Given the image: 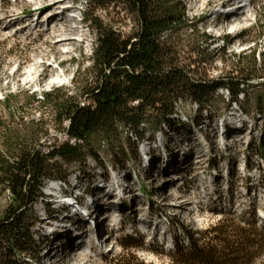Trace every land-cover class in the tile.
<instances>
[{
    "label": "rangeland",
    "instance_id": "374dc122",
    "mask_svg": "<svg viewBox=\"0 0 264 264\" xmlns=\"http://www.w3.org/2000/svg\"><path fill=\"white\" fill-rule=\"evenodd\" d=\"M32 1L0 0V146L9 131L12 135L21 131L25 136L36 132L39 147L47 152L70 138L55 121L50 103H38L32 96L38 95L45 102L43 95L55 88L78 96L81 84L96 80L92 72L96 31L84 17L92 10L89 1L62 0V9L63 1L75 8L74 17L64 16L81 35H74L77 40L69 46L70 52H65L68 46L56 50L44 29L57 22H47L49 6L26 14L34 8ZM228 1L201 8L194 0H181L187 9L186 24L179 32L185 45L180 46L182 58L187 56L188 42L196 30L217 40L209 50L210 62L197 65L199 76L208 79L236 76L233 69L241 53L248 62L252 50L264 52V35L260 36L264 0L248 4L251 20L234 31L228 27L239 19L226 13L242 0ZM118 11L120 7L108 12L99 9L97 14L105 21L110 16L117 28L129 34L134 21L124 11L117 15ZM31 21L35 23L29 25ZM245 30L247 34L241 36ZM223 47L225 57L220 53ZM35 62H40L39 67L30 77L26 71ZM260 72L264 74L263 69ZM56 74L62 81L51 83ZM231 98L227 89H221L203 110L195 103L179 102L173 116L178 125L173 130L147 123L141 140L127 129H121L114 142L94 136L81 160H60V174L68 177L46 180L44 197L28 214L34 250L40 254L23 255L21 264H114L127 251L125 245L148 264H172L179 255L177 242L184 249L189 246L180 224L198 235L231 218L244 228L254 224L259 244L264 245V79L246 86L232 105ZM81 103L91 101L82 97ZM214 185L215 192L211 188ZM65 193H74L81 200L62 201ZM13 204V196L0 188V220L8 216ZM92 204L95 208L86 219L87 206ZM107 206L115 208L118 212L112 211V215L123 222L105 219L109 251L99 247L88 254L89 248H83L95 242L97 227L92 226L93 221L98 222ZM130 238L136 242L142 239L143 246L130 248ZM242 264H264V252Z\"/></svg>",
    "mask_w": 264,
    "mask_h": 264
},
{
    "label": "trees",
    "instance_id": "16d2710c",
    "mask_svg": "<svg viewBox=\"0 0 264 264\" xmlns=\"http://www.w3.org/2000/svg\"><path fill=\"white\" fill-rule=\"evenodd\" d=\"M87 1L92 10H87L84 17L96 31L92 57L96 80L81 84L78 96L62 92L61 88L43 95L45 102L38 95L32 96L38 103H50L55 121L63 126L70 140L43 152L36 132L25 136L21 131L15 135L9 131L0 146V188L9 190L14 202L8 216L0 220V264H21L23 255L40 254L34 250L28 214L44 197L42 190L46 180L68 177L60 174L59 161L81 160L92 137L103 136L114 142L121 129H127L141 140L147 123L154 124L157 129L165 125L173 130L178 125L173 116L179 102H192L203 110L219 90L227 89L232 105L246 86L255 79H264L260 72L264 70V52L257 49L252 50L248 62L244 61V53L239 55V63L233 69L236 76L218 80L199 76L197 65L210 62L209 50L217 40L196 30L194 38L188 40L187 56L182 58L180 46L184 44L179 32L186 24L187 9L181 0ZM119 7L121 13L124 11L134 21L129 34L117 28L110 16V20L105 21L97 14L99 9L108 12L110 8ZM260 33L263 36L264 29ZM246 34L245 30L241 36ZM220 53L225 57L226 48H221ZM82 97L91 103H81ZM261 144L264 151V138ZM92 155L98 158L95 153ZM253 225L244 228L234 218L225 219L195 235L180 224L189 246L184 249L177 242L179 255L173 258L172 264L251 262L264 252ZM130 239L133 241L130 248L143 246L142 239L139 242ZM124 247L127 251L116 258L114 264H148L139 260L128 246Z\"/></svg>",
    "mask_w": 264,
    "mask_h": 264
},
{
    "label": "bare ground",
    "instance_id": "6f19581e",
    "mask_svg": "<svg viewBox=\"0 0 264 264\" xmlns=\"http://www.w3.org/2000/svg\"><path fill=\"white\" fill-rule=\"evenodd\" d=\"M61 1L62 0H54L53 2L50 3H46L44 0H33V4H34V8L27 10L25 13L26 14H31L34 11H40L43 10L45 8H47L49 6L50 9L47 10L51 11L50 12V17H48L47 22H57L56 25H54L53 27H50V24L48 25V27L46 29H44V32H46L47 34H49V39L51 40V42H53V47L56 49L60 46H68V49L65 51L66 53L70 52V48L69 46L75 45V41L77 40V38L74 35H78L80 36V32L77 30L76 27L72 26V20L70 18L65 17L64 15L66 14V12L64 11V9H62L61 6ZM65 1V0H64ZM197 4H200L199 7L201 8H205L207 6H210L214 3H217L219 0H194ZM228 2H231V0H229ZM247 4L246 6L241 5L237 8H233L231 10L228 11V13H226L227 17H231V16H237V18L239 19L237 22H234L233 24H231L228 29L231 31H234L235 29L242 27L243 25L246 24V22H249L251 20V10H249L247 8ZM73 8V6H68ZM63 12V14H62ZM34 14V13H33ZM214 15H216L214 13ZM219 15V13H217V16ZM31 20V19H30ZM35 21H31L29 23V25L34 24ZM28 25V24H27ZM25 25V26H27ZM28 25V26H29ZM39 25V21H37L36 26ZM24 26V27H25ZM69 27H71V29H69ZM79 41V40H78ZM74 47V46H73ZM53 48V49H54ZM74 49V48H73ZM57 50V49H56ZM39 63L40 62H35L33 63L26 71L28 76H33V74H36V70L39 67ZM62 81V76L60 74H56L54 76H52L50 78V82L51 83H58ZM87 195V194H86ZM64 196H69V198H72L73 202H79L81 200V197H77L74 195V193H65V195H63L61 197V199ZM89 197V196H88ZM184 204V203H183ZM183 204H181L180 206H183ZM95 204L89 205L87 206V210H88V215H84V217L87 219V217L89 216L90 213L93 212V209ZM65 206H67V204L65 203ZM85 214V213H84ZM99 221V220H98ZM97 222V220L93 221L94 224H92V226H95V223ZM86 264V263H83Z\"/></svg>",
    "mask_w": 264,
    "mask_h": 264
},
{
    "label": "built area",
    "instance_id": "2783aa9c",
    "mask_svg": "<svg viewBox=\"0 0 264 264\" xmlns=\"http://www.w3.org/2000/svg\"><path fill=\"white\" fill-rule=\"evenodd\" d=\"M6 193L9 194V196H12L11 192L9 190L5 191Z\"/></svg>",
    "mask_w": 264,
    "mask_h": 264
}]
</instances>
